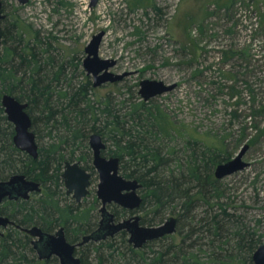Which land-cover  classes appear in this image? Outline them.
I'll return each mask as SVG.
<instances>
[{
  "label": "rangeland",
  "instance_id": "374dc122",
  "mask_svg": "<svg viewBox=\"0 0 264 264\" xmlns=\"http://www.w3.org/2000/svg\"><path fill=\"white\" fill-rule=\"evenodd\" d=\"M1 2L6 23L16 25L12 31L16 37L21 34L25 43L32 42V36L48 38L57 63L54 70L67 64L68 80L56 84V91L68 84L89 82L91 103L102 106L109 99L120 107L128 100H142L138 93L142 80L174 84L173 90L147 102L160 107L171 136L166 137L173 139L170 146L178 150L185 138L193 139L200 150L224 149L231 160L247 145L243 156L247 167L219 180L218 202L255 233L257 247L264 244V0H98L93 7L90 0H28L24 5L17 0ZM99 33H103L99 59L114 62L109 73L125 76L117 83L94 88L83 60L85 47ZM6 45L9 43L1 44V55ZM35 132L38 146L51 144L40 119ZM103 141L108 151L110 143ZM83 165L90 167L91 162ZM98 182L93 172L91 194L81 204L83 208L96 199ZM214 203L211 199V208L198 201L192 214L200 218L206 210L220 212ZM94 207L91 214L97 222L100 202ZM108 209L118 213L119 221L131 215L119 207ZM135 214L144 216L143 211ZM170 216L176 217L166 214L162 222L144 225H160ZM182 230L163 244L181 241ZM208 240L201 241L203 264L213 252Z\"/></svg>",
  "mask_w": 264,
  "mask_h": 264
},
{
  "label": "trees",
  "instance_id": "16d2710c",
  "mask_svg": "<svg viewBox=\"0 0 264 264\" xmlns=\"http://www.w3.org/2000/svg\"><path fill=\"white\" fill-rule=\"evenodd\" d=\"M1 25L2 44L9 45L0 54V100L8 94L26 103L33 131L40 119L51 144L39 145L36 159L17 149L13 144L14 127L0 103V182L24 175L42 187L41 193L29 200H5L0 206V215L15 223L0 236V264H40L31 238L20 227H37L45 233L63 227L71 240H79L90 231L91 209L64 200L60 178L64 160L89 159L86 141L90 133L110 143L108 152L119 158L121 175L141 184V224L162 222L170 214L176 216L177 231L183 227V233L177 243L163 244L168 239L164 237L133 249L122 231L116 239L85 246L81 264H120L121 260L123 264H203L201 241L205 238L213 247L206 264H253L251 257L259 239L218 202L221 190L213 169L229 160L224 149L200 150L197 140L185 138L182 148L175 150L170 146L173 139L166 137L171 136L160 107L147 105L148 101L128 100L120 108L106 99L99 106L88 98L92 90L89 82L68 84L66 89L56 91V84L68 80L67 64L54 70L57 63L48 38L32 36L33 41L25 43L21 34L16 37L12 32L14 23L7 24L4 18ZM211 199L220 212L206 210L200 218L192 214L198 201L211 207ZM90 256L94 262L90 263Z\"/></svg>",
  "mask_w": 264,
  "mask_h": 264
},
{
  "label": "water",
  "instance_id": "95a60500",
  "mask_svg": "<svg viewBox=\"0 0 264 264\" xmlns=\"http://www.w3.org/2000/svg\"><path fill=\"white\" fill-rule=\"evenodd\" d=\"M24 5L28 0H17ZM98 0H90V7L96 5ZM5 15L2 13V2L0 0V23ZM103 33L94 35L85 47L86 57L83 60V68L87 75H92L93 87H98L105 83H117L125 75H116L107 70L113 66V61L101 60L98 57V47ZM2 44L0 30V48ZM104 72L101 74V72ZM175 85H166L161 81L142 80L140 82L139 95L142 101L147 102L150 99L170 92ZM1 106L7 117V120L14 127L13 144L21 152L26 153L33 159L38 156V146L35 134L31 128V118L27 113V104L19 102L13 96L4 94L0 100ZM89 145L93 152V165L98 173L99 184L97 187V198L101 201V220L99 227L93 233L84 236L81 243L99 242L107 238H112L120 231H125L128 235L127 241L134 249H141L146 243L161 239L171 235L176 229V219L170 217L162 224L157 226L140 225L141 217L133 215L129 219L114 222L113 214L106 209L107 204H116L126 210L135 211L139 209L142 198L139 194L141 184L135 179H126L119 174V159L110 157L109 159L101 157V150L105 145L98 134H92L89 138ZM248 150L245 145L239 153L231 160L219 164L214 169V177L221 180L234 173L242 171L247 167L243 161V156ZM89 177L78 163H66L65 171L62 174L67 194L74 191V198L77 202L87 194L89 186ZM40 192V184L26 179L24 175L11 176L6 181L0 182V204L3 200L28 199L30 193ZM12 224V222L3 216H0V235L1 229ZM35 240L32 242L37 254L42 255V248L47 255H57L60 257L61 264H80V260L73 256L74 245L69 244L64 237L63 229L56 232L55 235H49L42 232L37 227L24 229ZM253 264H264V244L259 245L252 254Z\"/></svg>",
  "mask_w": 264,
  "mask_h": 264
},
{
  "label": "flooded vegetation",
  "instance_id": "af4514ba",
  "mask_svg": "<svg viewBox=\"0 0 264 264\" xmlns=\"http://www.w3.org/2000/svg\"><path fill=\"white\" fill-rule=\"evenodd\" d=\"M5 18V17H4ZM2 22V21H1ZM0 30H1V23H0ZM31 130H32V128H31ZM32 132H33V130H32ZM34 133V132H33ZM35 134V133H34ZM92 134H95V133H92ZM92 134H90L89 136H88V146H89V148H90V150L91 151H89V149H88V152H89V159L88 160H86V161H83V160H80V159H73V160H71V161H68V160H64V162H63V164H62V167H61V174H60V178H61V182H62V189H63V193H64V200H68L67 202H74L75 204H77L78 206H80L81 208H83L82 207V203L86 200V198L91 194V192H90V190H89V188H90V186H91V184H92V179H93V172L95 173H97V171H96V169H95V167H94V165H93V152H92V149H91V147H90V145H89V138H90V136L92 135ZM100 136V135H99ZM35 137H36V135H35ZM101 137V136H100ZM101 139H102V137H101ZM102 142H103V144L105 145V147H104V149H102L101 150V153H100V155H101V157H104V158H107V159H109L110 157H115V156H111L110 154H109V152L108 151H106V144L104 143V141H103V139H102ZM37 143V142H36ZM86 145H87V141H86ZM37 146H38V144H37ZM88 146H87V148H88ZM39 147V146H38ZM91 152V153H90ZM119 159V158H118ZM87 161H89V163L91 162V166L90 167H88V166H85V165H83V162L84 163H86ZM66 163H70V164H74V163H78V165H79V167L81 168V169H83L87 174H89L90 175V177H89V186L87 187V194H86V196L85 197H82L81 199H80V201L79 202H77L76 201V199L74 198V191L73 192H71L70 194H67V190H66V187H65V185H64V180L62 179V174L64 173V171H65V165H66ZM119 168H120V160H119ZM119 174L121 175V171H120V169H119ZM97 175H98V173H97ZM123 176V175H122ZM124 177V176H123ZM125 178V177H124ZM98 179H99V177H98ZM38 183V182H37ZM40 184V183H39ZM98 184H99V182H98ZM98 184H97V187H98ZM41 191H42V187H41V185H40V192H38V193H36V192H34V193H30V195H29V198L28 199H21V198H19V199H17V200H29L30 198H32V196H34V195H38V194H40L41 193ZM96 193H97V190H96ZM5 200H8V199H5ZM5 200H3V202L5 201ZM8 201H16V200H8ZM97 201H99L100 202V207L98 208V215H99V219H98V221L96 222V219L94 218V216L92 217V219H93V221H91V225L90 226H92L91 227V229H90V231L87 233V234H85V235H82L81 236V238L79 239V240H71V239H69V238H67V236H66V232H65V229L63 228V227H61V228H58L57 230H55V231H53V232H49V233H45V234H49V235H55L56 234V232H58L60 229H63V233H64V237H65V240L69 243V244H71V245H74L75 247H74V250H73V256L75 257V258H78L79 260H80V264L82 263V256H81V251H83V249L85 248V246H87V245H90L91 243H96V244H98V243H100V242H102V241H105V240H107V239H111V238H107V239H105V240H102V241H99V242H89V243H86V244H82V245H79L80 243H81V241H82V239H83V237L84 236H87V235H89V234H91V233H93L94 231H96V229H98V227H99V222H100V220H101V213H100V208H101V201L97 198V194H96V199H93V201H92V204H91V206L90 207H92V208H90V207H84L83 209H91V212H90V214L93 212V210H94V206L96 205V203H97ZM2 202V203H3ZM2 203L0 204V206L2 205ZM109 206H115V207H119V208H122V207H120V206H118V205H116V204H113V203H111V204H107L106 205V209H107V211L109 212V213H111V214H113V216H114V222L115 223H117V222H119V220H117V215H118V213L116 214H114V213H112L109 209H108V207ZM123 210H125L124 212H126V213H128V214H131L130 215V217L129 218H131L133 215H139V214H135V212H138L139 211V209H137V210H135V211H129V210H126V209H124V208H122V211ZM140 212V211H139ZM0 216H3V215H0ZM140 216V215H139ZM3 217H6V216H3ZM141 217V219H142V216H140ZM170 217H173V216H170ZM170 217H168V218H170ZM6 218H8V217H6ZM129 218H126V219H129ZM167 218V219H168ZM173 218H175L176 219V217H173ZM9 219V218H8ZM11 222H12V224H10V225H8L7 227H5V228H2L1 229V235H2V232L4 231V230H6L8 227H10V226H15V223L11 220V219H9ZM122 220H125V219H122ZM122 220H120V221H122ZM162 224V223H161ZM140 225H142L141 224V220H140ZM142 226H145V225H142ZM18 228V227H17ZM26 229H30V228H26ZM20 230L21 231H23L25 234H27L25 231H24V228H21L20 227ZM120 232H122V231H120ZM120 232H118L117 234H119ZM125 232V231H124ZM177 232V220H176V229H175V232L173 233V234H171V235H168V236H165V237H172V236H174V234ZM126 233V232H125ZM116 234V235H117ZM0 235V236H1ZM30 238H31V247H32V249H33V251H34V254H35V256H36V258H37V261L40 263V264H61V261H60V257L59 256H57V255H54V254H52V255H47V253H46V251H44V249L42 248V250H41V256L39 255V254H37V252H36V250L34 249V246H33V241L35 240L34 238H32L29 234H27ZM116 235H114L112 238H114ZM128 237V235H127V233H126V238ZM164 238V237H163ZM162 239V238H161ZM158 240H160V239H158ZM155 241H157V240H155ZM128 242V241H127ZM152 242H154V241H152ZM148 243H150V242H148ZM147 244V243H146ZM131 246V245H130ZM132 247V246H131ZM133 248V247H132ZM134 249V248H133ZM253 263V262H252Z\"/></svg>",
  "mask_w": 264,
  "mask_h": 264
}]
</instances>
